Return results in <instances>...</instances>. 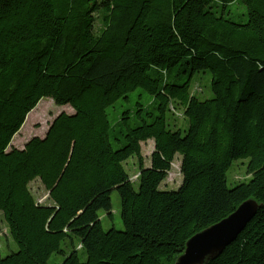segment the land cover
Here are the masks:
<instances>
[{
    "label": "trees",
    "instance_id": "obj_1",
    "mask_svg": "<svg viewBox=\"0 0 264 264\" xmlns=\"http://www.w3.org/2000/svg\"><path fill=\"white\" fill-rule=\"evenodd\" d=\"M206 69L213 96L200 99ZM45 97L73 111L10 147ZM121 99L132 106L112 121ZM172 104L186 128L169 127ZM177 154L182 183L161 189ZM241 158L248 177L229 186ZM37 179L51 202L35 198ZM113 189L121 230L100 217ZM249 199L257 212L206 264H264V0H0V218L17 245L0 264H175Z\"/></svg>",
    "mask_w": 264,
    "mask_h": 264
},
{
    "label": "rangeland",
    "instance_id": "obj_2",
    "mask_svg": "<svg viewBox=\"0 0 264 264\" xmlns=\"http://www.w3.org/2000/svg\"><path fill=\"white\" fill-rule=\"evenodd\" d=\"M211 83V73L209 69L203 70L196 75V79L192 84V93L198 96L200 99H207L213 96V93L210 88ZM140 91L136 89L131 93L133 101L137 92ZM148 96H145L147 99ZM132 99L126 101L125 99L119 100L114 107L109 108V117L113 121L115 116L122 112L126 108H130L133 103ZM62 111L72 112L73 109L69 105H58L51 98L45 97L42 98L34 109H32L28 115L30 116L28 121L24 122L20 130L14 135L11 146L17 148H23L24 145L34 136H45L50 124L55 119V117L60 114ZM27 115V116H28ZM168 123L171 129L181 128L184 129L187 126L186 117L184 110L179 105L172 104L170 111L168 113ZM154 140L149 139L145 142H142V155L144 159V165L149 166L151 163V155L154 150ZM248 158H241L235 160L231 167L227 171V181L229 186H234L242 180H246L247 175V164ZM181 155L177 154L176 158L172 164V168L169 171L167 177L160 184L161 189H177L182 183V173H181ZM127 172L134 186L138 188V179L140 174L139 162L136 157H130L124 163ZM31 190L35 195V198L40 203H49L51 202L49 198L48 191L44 188L40 180H34L30 184ZM112 199V216L108 215L105 211H100V217L102 219V225L104 229H109L115 227L117 229H124V225L121 218V202L120 196L116 189L112 190L111 193ZM16 249L17 245L13 241L9 228L5 220L0 218V250L2 254L5 255L9 252V249ZM59 256H52L51 262L58 264L60 262Z\"/></svg>",
    "mask_w": 264,
    "mask_h": 264
},
{
    "label": "water",
    "instance_id": "obj_3",
    "mask_svg": "<svg viewBox=\"0 0 264 264\" xmlns=\"http://www.w3.org/2000/svg\"><path fill=\"white\" fill-rule=\"evenodd\" d=\"M259 207L255 200H246L224 219L194 234L175 264H206L218 257L252 219Z\"/></svg>",
    "mask_w": 264,
    "mask_h": 264
},
{
    "label": "crops",
    "instance_id": "obj_4",
    "mask_svg": "<svg viewBox=\"0 0 264 264\" xmlns=\"http://www.w3.org/2000/svg\"><path fill=\"white\" fill-rule=\"evenodd\" d=\"M71 113V112H70Z\"/></svg>",
    "mask_w": 264,
    "mask_h": 264
}]
</instances>
